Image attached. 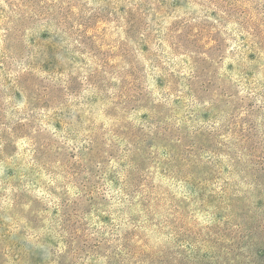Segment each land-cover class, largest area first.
Segmentation results:
<instances>
[{
	"label": "rangeland",
	"instance_id": "obj_1",
	"mask_svg": "<svg viewBox=\"0 0 264 264\" xmlns=\"http://www.w3.org/2000/svg\"><path fill=\"white\" fill-rule=\"evenodd\" d=\"M0 264H264V0H0Z\"/></svg>",
	"mask_w": 264,
	"mask_h": 264
}]
</instances>
